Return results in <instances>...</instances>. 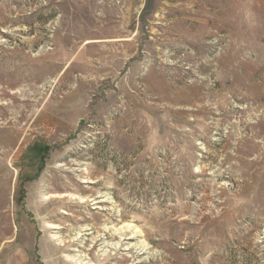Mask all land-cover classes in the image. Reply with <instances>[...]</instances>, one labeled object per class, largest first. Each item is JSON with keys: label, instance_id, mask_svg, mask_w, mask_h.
Here are the masks:
<instances>
[{"label": "rangeland", "instance_id": "obj_1", "mask_svg": "<svg viewBox=\"0 0 264 264\" xmlns=\"http://www.w3.org/2000/svg\"><path fill=\"white\" fill-rule=\"evenodd\" d=\"M0 231V264H264V0H0Z\"/></svg>", "mask_w": 264, "mask_h": 264}, {"label": "bare ground", "instance_id": "obj_2", "mask_svg": "<svg viewBox=\"0 0 264 264\" xmlns=\"http://www.w3.org/2000/svg\"><path fill=\"white\" fill-rule=\"evenodd\" d=\"M251 2V1H250ZM4 191H5V188H4ZM6 192V191H5ZM2 230V229H1ZM3 231V230H2ZM2 231H0V233L2 232ZM4 233V232H3Z\"/></svg>", "mask_w": 264, "mask_h": 264}]
</instances>
